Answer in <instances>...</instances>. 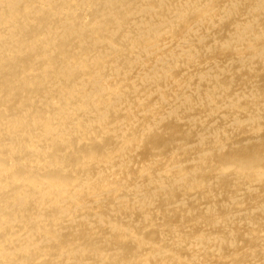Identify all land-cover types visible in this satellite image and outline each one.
Wrapping results in <instances>:
<instances>
[{"label": "bare ground", "instance_id": "bare-ground-1", "mask_svg": "<svg viewBox=\"0 0 264 264\" xmlns=\"http://www.w3.org/2000/svg\"><path fill=\"white\" fill-rule=\"evenodd\" d=\"M0 264H264V0H0Z\"/></svg>", "mask_w": 264, "mask_h": 264}]
</instances>
